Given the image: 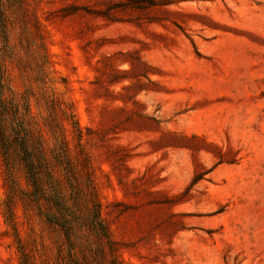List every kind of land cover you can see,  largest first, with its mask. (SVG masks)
<instances>
[{"label":"rangeland","instance_id":"374dc122","mask_svg":"<svg viewBox=\"0 0 264 264\" xmlns=\"http://www.w3.org/2000/svg\"><path fill=\"white\" fill-rule=\"evenodd\" d=\"M0 65V264H264V0H0Z\"/></svg>","mask_w":264,"mask_h":264},{"label":"trees","instance_id":"16d2710c","mask_svg":"<svg viewBox=\"0 0 264 264\" xmlns=\"http://www.w3.org/2000/svg\"><path fill=\"white\" fill-rule=\"evenodd\" d=\"M4 90H5L4 74L0 65V150L5 161L6 173L8 177H11L13 166L10 155L13 151L14 155H19L20 157L23 170L26 176V180L28 184L31 185L34 195L40 198L41 196H44L46 193L44 191V188L42 189V174L40 167L41 164L40 159L36 155V151H34L28 143V136H29L28 129L26 128L23 118L19 113L17 104L11 105L13 106L14 109L13 115L15 121L12 120L5 121L3 119V117L7 114V111L5 110V107L7 105L5 106L6 100H5ZM60 146L62 148H60ZM58 148H60L61 151L65 152L67 148V141L65 140V138H57L56 136L52 150H56ZM38 155H40L42 159L44 155L42 149L40 150ZM54 157L57 159L58 155H55ZM51 193L50 195L54 197V203H55L54 206L56 208L55 211L56 215L47 216V219L48 221H54V222L58 221V219H60V221L62 222H67V223L69 222L72 225V227H69L66 230V235L69 237L70 234L74 233L73 229L77 228L76 218L73 216L71 212L72 206L69 205L65 196H63V194L59 190H57V188H54V190ZM62 222L61 224L59 222L57 223L64 227H68L66 226V224H63ZM91 225L95 228L96 232L99 235L101 236L104 235L103 232L107 233L104 224L101 222L99 209H97V213L95 214V223Z\"/></svg>","mask_w":264,"mask_h":264}]
</instances>
